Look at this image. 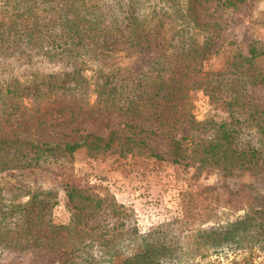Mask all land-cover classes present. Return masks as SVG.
<instances>
[{
  "label": "trees",
  "instance_id": "1",
  "mask_svg": "<svg viewBox=\"0 0 264 264\" xmlns=\"http://www.w3.org/2000/svg\"><path fill=\"white\" fill-rule=\"evenodd\" d=\"M163 1L162 6L169 9L166 14L165 7L143 13L140 0H0V24L5 21L11 28L6 37L0 33V53L5 44L26 41L32 45L0 60V248L45 249L51 258L58 257L53 264H161L162 253L168 251L164 244H137L131 254L121 258L124 245L118 238L123 235L101 220L96 224L92 220L106 210L113 217L122 211L97 195L95 186L71 172L63 160L73 156L89 138L109 148L119 144L128 150H152L159 155L154 147L161 137L160 143L166 145L173 162L194 166L197 173L258 169V152L238 146L235 130L228 124H221L214 138L195 133L199 123L191 114L188 93L200 88L208 93L217 90L216 84L205 81L204 70L214 39L201 33L209 26L197 11L201 0ZM218 3L237 7L241 0ZM151 35L161 37L170 54L162 59L164 63L159 59L158 66L139 73L144 80H138L131 92L114 73L119 56L116 48H109L107 39L119 37L140 44ZM78 58L82 60L77 62ZM93 60L101 64L94 88L96 102L119 113L124 118L123 127L111 128L105 140L91 135L75 141L41 137L45 128L54 132L72 121V113L60 109L56 111L60 116L27 118L19 112L18 103L38 98L57 101L59 94L75 85L88 89L80 68ZM66 61L71 66L68 69ZM47 62L61 70L43 71ZM259 83L264 84V76ZM141 116L154 125L144 128L135 122ZM60 191L72 209L67 224H56L52 219ZM186 205L183 224L191 217V207ZM172 246L170 257L177 252Z\"/></svg>",
  "mask_w": 264,
  "mask_h": 264
},
{
  "label": "rangeland",
  "instance_id": "2",
  "mask_svg": "<svg viewBox=\"0 0 264 264\" xmlns=\"http://www.w3.org/2000/svg\"><path fill=\"white\" fill-rule=\"evenodd\" d=\"M163 3V0L139 2L143 13L163 8ZM197 11L209 23L201 33L214 39L212 53L204 60V70L205 81L216 84L217 90L208 93L200 88L188 93L191 114L199 123L195 133L214 138L219 126L228 124L235 130L238 146L258 152V169L230 174L221 169L197 173L194 166L174 163L166 145L160 143L161 137L154 147L159 155L152 154V150H128L119 144L109 148L89 138L73 156L63 160L71 172L95 186L97 195L120 207V216L113 217L106 210L92 220L95 224L101 220L108 228H117L116 234L123 235L118 238L124 245L121 258L131 254L137 244L143 247L156 243L164 244L168 250L162 253L161 264H264V84L259 83L264 76V0H241L237 7L222 6L218 0H201ZM165 12H169L166 7ZM6 23L0 24L4 37L11 30ZM107 42L109 48L117 49L119 56L114 73L131 92L138 80H144L139 73L158 66L159 59L164 63L162 59L170 54V50L165 51L161 37L155 35L140 44L119 37H110ZM2 48L0 60L32 45L17 41ZM81 60L78 58L77 62ZM69 65L66 61V69ZM80 69L88 89L75 85L59 94L57 101L38 98L18 103L19 112L27 118L33 115L45 120L47 116H60L56 114L60 109L72 113L71 123L55 128L54 132L45 128L41 137L75 141L91 135L105 140L111 128L123 127L124 118L119 113L103 109L96 102L94 88L100 62L88 61ZM42 70L59 72L61 67L47 62ZM142 117L135 122L142 123L144 128L154 125L152 120ZM183 132L187 134L185 128ZM149 144L153 145L152 140ZM186 204L191 207V217L183 224ZM71 211L60 191L52 219L56 224H67ZM172 245L177 252L170 257ZM53 257L45 249L0 248V264H53L59 260ZM170 259L174 260L168 263Z\"/></svg>",
  "mask_w": 264,
  "mask_h": 264
}]
</instances>
